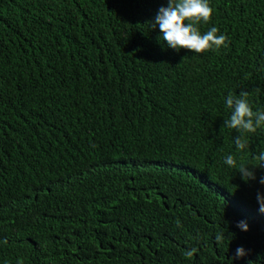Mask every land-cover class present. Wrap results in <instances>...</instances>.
Listing matches in <instances>:
<instances>
[{
  "label": "trees",
  "instance_id": "16d2710c",
  "mask_svg": "<svg viewBox=\"0 0 264 264\" xmlns=\"http://www.w3.org/2000/svg\"><path fill=\"white\" fill-rule=\"evenodd\" d=\"M167 2L0 0V264H264V131L222 132L228 92L264 111V0H210L202 54L152 28Z\"/></svg>",
  "mask_w": 264,
  "mask_h": 264
},
{
  "label": "clouds",
  "instance_id": "9594fccd",
  "mask_svg": "<svg viewBox=\"0 0 264 264\" xmlns=\"http://www.w3.org/2000/svg\"><path fill=\"white\" fill-rule=\"evenodd\" d=\"M213 12L214 9L210 6V0H168L166 7L159 8L154 22L151 24L152 28L159 26L162 32L160 39L166 42L168 48L177 52L181 49H188L196 54L205 53L207 50L218 51L221 47L228 46L229 37L220 33L219 28L215 26L203 34L198 27L200 22H209ZM249 96V92L241 91L239 95L228 92L224 97L225 107L230 110V115L225 119L222 132L227 128L239 133V136L233 139V143L239 152L250 149V141L246 134L264 131V111H254ZM254 158L261 161L258 167L264 168V148L258 149V154L255 153ZM223 162L231 168L238 169L245 182L257 179L253 170L257 166H246L243 163H238L232 154H227ZM259 183L264 184V177L259 179ZM257 202L259 211L264 213V194L257 193ZM177 226H180L179 221H177ZM237 227L248 231V225L245 221L238 222ZM223 239L224 236L218 233L216 236L217 243ZM197 251L196 248H192L185 251L184 255L186 258H191ZM246 255L248 252L243 247L236 249V258H243Z\"/></svg>",
  "mask_w": 264,
  "mask_h": 264
}]
</instances>
